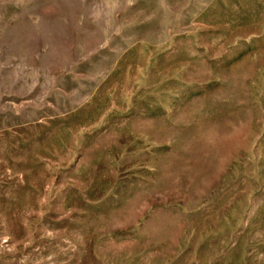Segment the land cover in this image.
I'll list each match as a JSON object with an SVG mask.
<instances>
[{"label":"rangeland","instance_id":"obj_1","mask_svg":"<svg viewBox=\"0 0 264 264\" xmlns=\"http://www.w3.org/2000/svg\"><path fill=\"white\" fill-rule=\"evenodd\" d=\"M0 264H264V0H0Z\"/></svg>","mask_w":264,"mask_h":264}]
</instances>
